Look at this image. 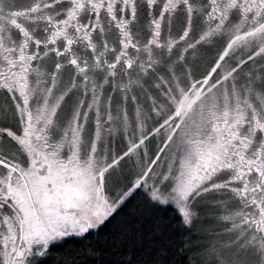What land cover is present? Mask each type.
Instances as JSON below:
<instances>
[{"label": "snow or ice", "instance_id": "snow-or-ice-1", "mask_svg": "<svg viewBox=\"0 0 264 264\" xmlns=\"http://www.w3.org/2000/svg\"><path fill=\"white\" fill-rule=\"evenodd\" d=\"M0 264H264V0H0Z\"/></svg>", "mask_w": 264, "mask_h": 264}, {"label": "rangeland", "instance_id": "rangeland-1", "mask_svg": "<svg viewBox=\"0 0 264 264\" xmlns=\"http://www.w3.org/2000/svg\"><path fill=\"white\" fill-rule=\"evenodd\" d=\"M193 62L198 65L196 60H194ZM199 66H200V64H199ZM153 143H156V142L154 141ZM115 147L119 151L120 149L124 148V142L121 139H117L115 142ZM134 160H135V157H133L131 160L125 162L124 168L126 171H129V172L135 171L134 164H133ZM129 178H131V177L129 176ZM204 223H205V225H210L213 222L209 219H205Z\"/></svg>", "mask_w": 264, "mask_h": 264}, {"label": "flooded vegetation", "instance_id": "flooded-vegetation-1", "mask_svg": "<svg viewBox=\"0 0 264 264\" xmlns=\"http://www.w3.org/2000/svg\"><path fill=\"white\" fill-rule=\"evenodd\" d=\"M208 55V53H206L205 49H201L200 52L197 54V58L195 59L198 63V65L200 64L201 67H203L204 63H205V58ZM191 59V57H190Z\"/></svg>", "mask_w": 264, "mask_h": 264}, {"label": "trees", "instance_id": "trees-1", "mask_svg": "<svg viewBox=\"0 0 264 264\" xmlns=\"http://www.w3.org/2000/svg\"><path fill=\"white\" fill-rule=\"evenodd\" d=\"M135 200H136V198L134 197V198H133V201H135Z\"/></svg>", "mask_w": 264, "mask_h": 264}]
</instances>
